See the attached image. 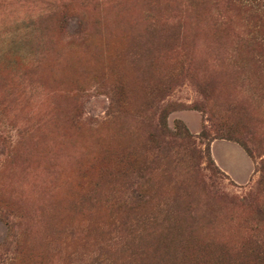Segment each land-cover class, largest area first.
<instances>
[{
	"label": "rangeland",
	"instance_id": "374dc122",
	"mask_svg": "<svg viewBox=\"0 0 264 264\" xmlns=\"http://www.w3.org/2000/svg\"><path fill=\"white\" fill-rule=\"evenodd\" d=\"M0 264H264V0H0Z\"/></svg>",
	"mask_w": 264,
	"mask_h": 264
},
{
	"label": "trees",
	"instance_id": "16d2710c",
	"mask_svg": "<svg viewBox=\"0 0 264 264\" xmlns=\"http://www.w3.org/2000/svg\"><path fill=\"white\" fill-rule=\"evenodd\" d=\"M171 136L174 139H176V140H181V144L185 145V146L183 145L185 152L190 153V154H192L193 156H195L196 158L199 159V154L197 152H195V151H192V149H191V146H190L191 136L189 135V133L182 126L178 125L175 128V131H174V133ZM152 138L154 139V137H152ZM186 141H187V143H186ZM207 162H210V163L212 162L210 157L207 159Z\"/></svg>",
	"mask_w": 264,
	"mask_h": 264
}]
</instances>
